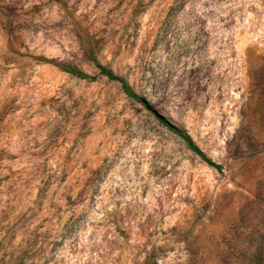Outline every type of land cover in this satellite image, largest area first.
<instances>
[{
	"label": "rangeland",
	"instance_id": "rangeland-1",
	"mask_svg": "<svg viewBox=\"0 0 264 264\" xmlns=\"http://www.w3.org/2000/svg\"><path fill=\"white\" fill-rule=\"evenodd\" d=\"M263 234L264 0H0V264H250Z\"/></svg>",
	"mask_w": 264,
	"mask_h": 264
},
{
	"label": "trees",
	"instance_id": "trees-1",
	"mask_svg": "<svg viewBox=\"0 0 264 264\" xmlns=\"http://www.w3.org/2000/svg\"><path fill=\"white\" fill-rule=\"evenodd\" d=\"M89 54H90V57L93 60V62H95V64L99 68L102 75L108 77L109 79H111L113 81L119 82L122 85L123 91L125 92V94L130 99H132L133 101L144 106L146 109L153 111L151 109V106L148 103V101H146L145 99L140 97L128 81L121 78L116 73H114L112 70H110L109 68L105 67L104 65H102L100 63V61L98 60V58H97V56H96V54L92 48L89 50ZM65 70L68 73H70L74 76H77V77H81V78L89 79V80L95 79V77H92V76H90V75H88V74H86V73H84V72H82V71H80L74 67H71V66L65 67ZM153 112H154L156 119L164 127H166L172 133H174L179 138H181L185 142V144L188 146V148L191 151H193L196 155H198L203 161H205L211 167H214L220 171L223 169V167L221 165L216 164L213 160H211L209 157H207L205 155V153L202 151V149L194 142V140L192 139V137L188 133L184 132L183 130H181L180 128H178L174 124H172L170 121H168L161 114H159L155 111H153ZM250 264H264V234L260 239V243H259L258 247L255 249L252 257L250 258Z\"/></svg>",
	"mask_w": 264,
	"mask_h": 264
}]
</instances>
